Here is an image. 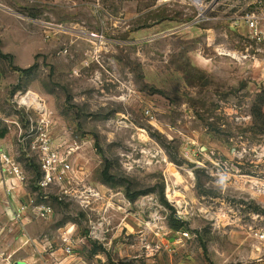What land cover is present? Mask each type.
<instances>
[{"label":"rangeland","instance_id":"1","mask_svg":"<svg viewBox=\"0 0 264 264\" xmlns=\"http://www.w3.org/2000/svg\"><path fill=\"white\" fill-rule=\"evenodd\" d=\"M199 1L0 0V130L33 93L73 166L59 200L18 152L0 264H264V0Z\"/></svg>","mask_w":264,"mask_h":264},{"label":"built area","instance_id":"2","mask_svg":"<svg viewBox=\"0 0 264 264\" xmlns=\"http://www.w3.org/2000/svg\"><path fill=\"white\" fill-rule=\"evenodd\" d=\"M245 23L255 37L264 41V16L259 17L252 12L245 16ZM37 111L41 116L35 122L31 121L27 132L23 134L22 130H20L19 143L26 147L29 152H32L38 161L41 171V177L37 182L39 186L47 188L57 186V198L61 200L64 196L70 194V190L66 185L73 181L71 179L73 166L70 165L67 158L72 148L68 151L67 149L71 146L62 148V144L54 145L46 128L44 105L40 103ZM0 161L6 167L8 166V168H5L9 169L10 173H13L20 181L23 180L22 171L9 156L4 153L0 154ZM36 209V215L43 219L48 218L52 214L50 206H39ZM183 235L187 236V232H183ZM255 235L262 239L264 238V231H256ZM70 251L71 246L67 245L65 252L70 253Z\"/></svg>","mask_w":264,"mask_h":264},{"label":"crops","instance_id":"3","mask_svg":"<svg viewBox=\"0 0 264 264\" xmlns=\"http://www.w3.org/2000/svg\"><path fill=\"white\" fill-rule=\"evenodd\" d=\"M9 118L17 126V119L14 113H11ZM20 130L18 126L15 127L11 124H8L6 129L0 130V132H3V135L0 136V154L4 153L9 156V158L20 166L19 168L21 170V164L17 159L18 152H21L27 157H33L36 161L37 159L32 152H29L26 147L19 143ZM5 167L6 165L0 161V190L8 194L9 200H13V202L22 201L23 194L25 193L23 186L20 180L13 173H10L9 169H6L8 166Z\"/></svg>","mask_w":264,"mask_h":264},{"label":"trees","instance_id":"4","mask_svg":"<svg viewBox=\"0 0 264 264\" xmlns=\"http://www.w3.org/2000/svg\"><path fill=\"white\" fill-rule=\"evenodd\" d=\"M1 56H5L4 54H1ZM33 66H29V67H26V68H19V67H15L14 69L15 70H18L20 73H26V72H29L31 69H32ZM3 135V132H0V136ZM108 169H109V166L106 164L103 169L101 170V173H102V176L105 180H111L113 177L108 173ZM166 203V202H165Z\"/></svg>","mask_w":264,"mask_h":264},{"label":"bare ground","instance_id":"5","mask_svg":"<svg viewBox=\"0 0 264 264\" xmlns=\"http://www.w3.org/2000/svg\"><path fill=\"white\" fill-rule=\"evenodd\" d=\"M194 1L198 4L200 3L199 0H194ZM20 101L23 103H27V104H34L37 107H39V105H40L38 97L35 94L30 93V92H28L24 96H21Z\"/></svg>","mask_w":264,"mask_h":264}]
</instances>
